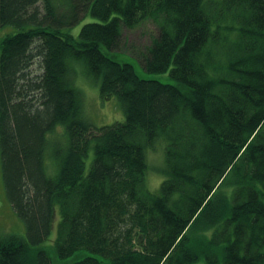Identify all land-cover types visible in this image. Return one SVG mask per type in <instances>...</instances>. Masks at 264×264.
Returning <instances> with one entry per match:
<instances>
[{
    "label": "trees",
    "instance_id": "trees-1",
    "mask_svg": "<svg viewBox=\"0 0 264 264\" xmlns=\"http://www.w3.org/2000/svg\"><path fill=\"white\" fill-rule=\"evenodd\" d=\"M144 19L142 66L173 82L114 57ZM5 25L0 169L26 237L0 238V264H52L53 232L67 264H264V0H0ZM77 67L122 121L84 116Z\"/></svg>",
    "mask_w": 264,
    "mask_h": 264
},
{
    "label": "rangeland",
    "instance_id": "rangeland-1",
    "mask_svg": "<svg viewBox=\"0 0 264 264\" xmlns=\"http://www.w3.org/2000/svg\"><path fill=\"white\" fill-rule=\"evenodd\" d=\"M60 4L63 0H54ZM94 20V17L89 13L83 16L77 23L72 25L70 31L77 37L79 29L84 22ZM16 31L12 25L0 27V39L9 33ZM157 34V26L149 19H144L131 27L121 24V35L119 46L113 53H116V60L129 62L133 65L135 72L144 78L158 79L163 82H173L167 71L165 72H147L142 66V58L145 55L146 47L150 44V40ZM75 86L81 92L82 105L84 116L94 125H106L116 121H122L124 113L115 97L105 99L100 95V82L93 80L88 75H85L80 68L77 67L75 76ZM149 164L147 172L146 184L150 190H157L165 175L161 172L164 163V144L157 141L152 148L146 152ZM48 172H50L48 170ZM229 187H225L226 192H230ZM15 235L18 237H26V229L23 220L15 213L8 198L6 197L3 183L1 179L0 169V238ZM55 232L43 241L40 246L44 247L51 256L52 264H67L74 260L75 255L65 259H56V253L53 247V239ZM141 241V239H140Z\"/></svg>",
    "mask_w": 264,
    "mask_h": 264
}]
</instances>
